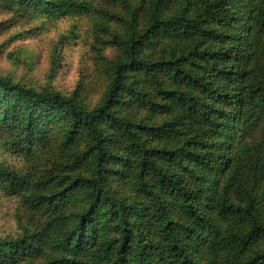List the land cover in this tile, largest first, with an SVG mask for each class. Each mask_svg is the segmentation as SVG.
I'll return each mask as SVG.
<instances>
[{
    "label": "trees",
    "instance_id": "obj_1",
    "mask_svg": "<svg viewBox=\"0 0 264 264\" xmlns=\"http://www.w3.org/2000/svg\"><path fill=\"white\" fill-rule=\"evenodd\" d=\"M177 1L159 0L158 5L171 9ZM72 6L76 2L63 0L55 7ZM203 6L192 16L179 12L162 19L154 9L144 32H130L122 47L124 60L113 65L103 100L94 106L0 75L2 119L14 139L29 147L37 135L44 138L37 118L48 110L51 117L66 119L62 144L76 141L77 147V152L65 151L35 192L25 196L31 212L41 210L47 217L31 220L33 227L21 236L0 239V264L38 258L47 245L60 254L45 264H199L198 244L204 245V264H264V249L259 248L264 220L257 198L236 167L241 161L225 156L239 150L242 130L264 118L259 46L264 0H212ZM210 22L220 23L216 37L221 44L200 47L212 31ZM162 38L186 42L189 48L179 56L149 59L143 44ZM121 107L168 118L150 125ZM184 128L197 147L165 143ZM246 146L243 142L240 150L243 164L254 185L264 186V148L250 153ZM114 171L119 178L135 177L150 206L116 197L107 185ZM0 185L12 194L29 182L25 174L0 164ZM76 190L83 208L59 213L62 199ZM227 190L242 201H230ZM166 192L169 200H164ZM98 214L106 220H98Z\"/></svg>",
    "mask_w": 264,
    "mask_h": 264
},
{
    "label": "rangeland",
    "instance_id": "obj_2",
    "mask_svg": "<svg viewBox=\"0 0 264 264\" xmlns=\"http://www.w3.org/2000/svg\"><path fill=\"white\" fill-rule=\"evenodd\" d=\"M43 1L21 4L18 0H0V75L35 89H53L71 95L82 105L91 107L103 100L113 65L124 60L122 47L130 32L134 35L144 32L150 25V15L154 9L158 10L159 19L179 12L192 16L212 0H178L171 9L163 4L158 5L159 0H71L77 6L61 10L55 6L63 0H46L50 3L46 6H43ZM208 28L212 30L208 33L209 37L199 46L220 45V38L216 37L221 28L220 23L210 22ZM149 35L153 36V33ZM183 43L162 38L157 42L144 43V53L153 60L163 56H179L189 48L186 42ZM225 44L228 45L227 42ZM259 46L264 59V34ZM241 48H246V44ZM222 106L229 110V106ZM121 109L131 118L150 125L168 118L166 114L148 113L136 107ZM47 111L41 112L42 115L37 118V123L45 134L44 138H40L39 134L29 147H25L20 140L14 139L12 130L5 126L7 121H3L0 109V164L25 174L29 182L26 189L12 194L4 192L0 185V239L21 236L33 227L31 220H44L47 217V213L41 210L40 214L31 212L25 203V196L35 192L37 183L50 173L65 151L77 152V147L74 149L76 141L68 147L62 144L61 129L66 119L61 116L51 117ZM263 130L264 118L244 133L242 130L239 150L236 153L226 151L225 156L233 158L236 155V159L241 161L236 167L245 182L252 186L257 198V212L264 220V186L254 185L253 177L249 176V171L243 164L245 157L240 154L243 142L247 144L245 148L250 153L256 149L262 151ZM188 132L186 128L179 130L170 139L171 142H164L169 146L186 144L187 147H197ZM218 142L219 139L215 144ZM77 143L80 145L81 141ZM113 148L115 152L124 155L117 147ZM186 161L190 160L186 157ZM114 167L119 170L122 168L120 165ZM86 169L84 171L88 172ZM119 173L114 171L109 178L107 185L111 192L128 203L140 207L150 206V198L140 194L136 178H119ZM227 195L230 201H242L240 197H236L235 191L227 190ZM169 199L170 194L166 192L164 200ZM83 206L80 191L76 190L71 196L62 199L58 212L72 213L81 210ZM97 218L106 220L104 215L98 214ZM203 246L198 244L196 247V250H200L199 264L205 263ZM259 248L264 249V239ZM59 254L47 245L42 256L21 260L16 264H45Z\"/></svg>",
    "mask_w": 264,
    "mask_h": 264
}]
</instances>
